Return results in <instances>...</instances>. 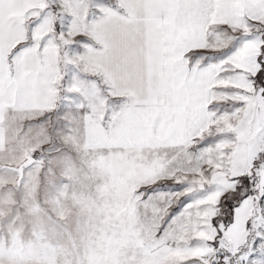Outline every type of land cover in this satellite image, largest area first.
<instances>
[{
    "label": "snow or ice",
    "instance_id": "6c2138e0",
    "mask_svg": "<svg viewBox=\"0 0 264 264\" xmlns=\"http://www.w3.org/2000/svg\"><path fill=\"white\" fill-rule=\"evenodd\" d=\"M0 264H264V0H0Z\"/></svg>",
    "mask_w": 264,
    "mask_h": 264
}]
</instances>
